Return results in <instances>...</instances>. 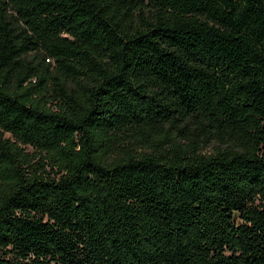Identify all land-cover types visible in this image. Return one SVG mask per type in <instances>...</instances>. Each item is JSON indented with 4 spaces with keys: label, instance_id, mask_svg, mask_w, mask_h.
I'll return each instance as SVG.
<instances>
[{
    "label": "trees",
    "instance_id": "obj_1",
    "mask_svg": "<svg viewBox=\"0 0 264 264\" xmlns=\"http://www.w3.org/2000/svg\"><path fill=\"white\" fill-rule=\"evenodd\" d=\"M0 264H264V0H0Z\"/></svg>",
    "mask_w": 264,
    "mask_h": 264
}]
</instances>
